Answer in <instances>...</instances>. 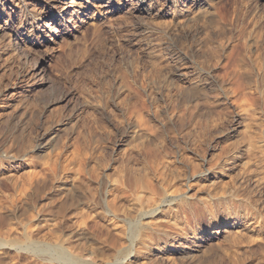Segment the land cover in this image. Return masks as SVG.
Returning a JSON list of instances; mask_svg holds the SVG:
<instances>
[{"label": "rangeland", "instance_id": "obj_1", "mask_svg": "<svg viewBox=\"0 0 264 264\" xmlns=\"http://www.w3.org/2000/svg\"><path fill=\"white\" fill-rule=\"evenodd\" d=\"M132 6L76 46L34 32L46 86L20 78L38 48L0 59V264H70L55 246L84 264H264V0L159 26ZM145 180L143 205L164 202L133 237Z\"/></svg>", "mask_w": 264, "mask_h": 264}, {"label": "bare ground", "instance_id": "obj_2", "mask_svg": "<svg viewBox=\"0 0 264 264\" xmlns=\"http://www.w3.org/2000/svg\"><path fill=\"white\" fill-rule=\"evenodd\" d=\"M213 1L214 0H156L146 6L147 0H0V59L3 55L7 54L19 56L25 53V56H28L36 48L40 50L37 58L35 60L33 59L31 68L21 71L22 73L20 75L21 80L26 82V92H31L32 88L36 86L39 81L41 82H39V85L43 86L49 83L46 76H48L49 73L50 60L53 52L49 47L45 48V44H60L71 41L72 45L76 46L79 45L82 39L98 37L99 31L95 30L96 28L94 29V27L100 23H102L101 26H106V22L111 21L113 15L116 14V6H120L122 2H129L133 5L131 7L132 11L136 10L141 17L151 18L153 22L159 26L161 21L168 18L174 21V23L175 20H184L197 15L205 18L211 11ZM98 7L99 10L97 9ZM90 20L93 22H90ZM102 30L105 29L102 28L101 31ZM34 32L41 35L45 40L44 45L31 37L34 35ZM179 77L182 82L190 80L186 68L180 69ZM73 94L74 92L67 93V95L61 98L59 97L56 101L64 102L71 99L74 96ZM238 110L239 116L245 113V110L241 106H238ZM240 119L241 117L237 120V127L242 126ZM147 180L140 181L138 184V200L140 204L138 215L141 221L139 220L138 225L134 226V230L132 231L133 237H136L139 232L138 228H140L141 225L149 224L142 223L143 220L153 219L154 216H156L157 210L162 207L164 202L160 200L158 204L157 201H153V203L148 202L143 205L145 199L144 190L151 186L149 184L151 182ZM167 189L168 190L165 189V194L171 195L173 191L169 188ZM108 204L107 202L106 207H108ZM112 210L110 209L108 211L109 215L115 214ZM125 219L127 218H124V220ZM228 222L227 220H222L218 225L200 236L198 243L195 244V248L203 247L213 236L223 233L224 230L229 227ZM220 229L222 230L220 231ZM26 236L27 239L30 240V236L28 234ZM51 250H53V254L56 256L62 259H68L70 264H84L79 259H69V256H67L62 246H55V248ZM130 252L129 247L123 248L119 252L118 257H126ZM65 264L68 263L65 262ZM114 264H123V262L117 261Z\"/></svg>", "mask_w": 264, "mask_h": 264}]
</instances>
